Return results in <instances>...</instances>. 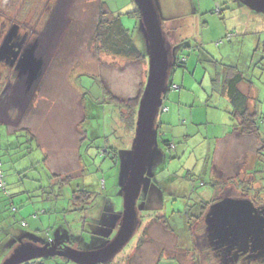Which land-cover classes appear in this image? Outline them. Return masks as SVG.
<instances>
[{
  "label": "rangeland",
  "instance_id": "rangeland-1",
  "mask_svg": "<svg viewBox=\"0 0 264 264\" xmlns=\"http://www.w3.org/2000/svg\"><path fill=\"white\" fill-rule=\"evenodd\" d=\"M101 1L0 0V19L8 23L4 32L0 26V44L15 26L11 22L18 21L13 16L22 15L24 20L16 22L17 29L33 38L27 48L33 47V57L42 62V72L35 76L28 69L11 73L6 68L0 72V157L8 160L4 165L7 177L10 182L16 179L15 164L17 168L36 166L30 179H24L35 187L36 203L20 207V201L28 199L27 193L26 197H16L20 213L2 208L0 203V264L8 247L12 250L16 246L6 233L32 230V226L29 230L22 228L19 219L26 218L32 225L34 211L44 222L37 220L35 234L46 240L66 239L70 233L78 237V248L91 249L103 245L116 233L115 212H121L123 207V161L135 131L122 125L115 98H133L141 93L148 76V56L141 62L98 50L94 34ZM103 1L115 14H121L136 44L146 52L139 18L128 14L135 9L133 0ZM158 3L172 45L176 48L182 40L190 44L182 49L186 67H176L171 75L177 87L164 97L163 105L168 110H161L158 115L162 125L149 171L153 186H165L164 207L157 214L165 212L173 230H165L154 221L155 215L145 216L130 241L117 253L114 264H209L201 250L193 253L194 231L199 246H203L205 223L195 218L203 206L214 195L226 196L228 191L231 196L244 197L239 188L226 183L232 177L247 182L250 193L259 192L264 197V155L262 162L258 161L263 141L255 135L232 131L231 108L219 93L221 76L231 65L237 66L246 78L240 88L250 95L251 106H256L262 117L263 139L264 13L234 0ZM36 37L40 38L35 40ZM26 125L36 132L37 143L41 142L43 147H35L34 143L30 155L27 131L19 130ZM165 139H171L172 144L168 146ZM12 142L20 143L19 148L8 149L7 144ZM7 150V156L23 152L25 156L17 159L18 154L11 160L5 155ZM44 150L51 155L49 163L54 170L63 175L73 174L71 183L62 190L56 182L49 181L48 173L54 170L38 162ZM83 183L91 184L96 193L93 202L86 212L68 210L73 205L64 193ZM9 187L13 188V184ZM148 189L149 184L142 194ZM57 194L59 200L53 201ZM107 200L111 201L112 210L102 220ZM187 204L192 206L188 213L195 216L190 229L184 212ZM55 205L58 207L54 208ZM45 209L51 210L44 213ZM47 227L50 234L46 233ZM144 229L145 241L138 247ZM194 239L197 240L196 235ZM44 260L47 264H76L61 256Z\"/></svg>",
  "mask_w": 264,
  "mask_h": 264
},
{
  "label": "water",
  "instance_id": "water-1",
  "mask_svg": "<svg viewBox=\"0 0 264 264\" xmlns=\"http://www.w3.org/2000/svg\"><path fill=\"white\" fill-rule=\"evenodd\" d=\"M133 1L139 10L140 29L146 40L148 76L139 101L131 147L125 151L123 207L115 217V220H119L115 235L97 248L82 249L68 245L66 239L45 241L42 237L29 233L18 239L16 246L1 264H23L52 256H61L76 264H104L111 261L137 231L140 223L138 200L150 183L149 171L158 145L157 119L164 97L169 91L175 53L163 27L158 0ZM241 2L256 12L264 13V0ZM16 31L17 25L6 34L0 47V55L11 50V41ZM17 64L20 73L26 69L34 76L42 72V62L33 57V47L22 52ZM263 212L264 209L255 207L249 198L227 196L212 204L205 214L208 236L217 246L225 245L228 251L234 249L236 256L249 249H261L264 252Z\"/></svg>",
  "mask_w": 264,
  "mask_h": 264
},
{
  "label": "trees",
  "instance_id": "trees-1",
  "mask_svg": "<svg viewBox=\"0 0 264 264\" xmlns=\"http://www.w3.org/2000/svg\"><path fill=\"white\" fill-rule=\"evenodd\" d=\"M106 4L107 3L104 2L103 0L101 1L100 13H99V17H98L96 27H95L94 40L97 43L96 47L98 48V50H101L102 52L108 55L114 56V57L132 59V60L141 61V62L142 61L144 62V60H147V54H146L147 52H145L144 49H142L136 44L132 31L129 28L125 27V25L123 24L121 14H118V15L115 14L113 11H111L107 7ZM128 14L136 16L137 18L140 19L139 10L136 4H135V9L131 12H128ZM163 27H164V24H163ZM164 30L166 29L164 28ZM168 40H170V38ZM185 46H190V44H188V42L184 40H182L180 44H177L176 46V51H175L176 53L174 52L175 62L172 68L171 75L174 72V69L176 67L177 68L186 67V56L182 53V49H184ZM177 50H178V53H177ZM230 67H231L230 70L226 71L225 73H223V76H221V78L223 77V81L220 86L219 93L222 96H224L226 99H228L231 104V109L229 112L231 114V119L233 122L232 131L235 133L242 134V135H248V136L255 135L263 141L262 143L263 148L258 152V154L260 155L258 161L260 162L262 160V156L264 155V138L262 139L260 137L261 135L260 134V120L262 117L258 113L256 106H253V107L251 106L250 95L243 92L240 88V84L243 81H246V78L244 77L243 72L240 69H238L237 66L231 65ZM171 75L169 78V91L171 87L174 85L171 79ZM142 92H143V89L141 90V93ZM141 93L133 98H127V99H121L119 97L115 98L117 99V102H118L117 105H118L119 112H120L119 118L122 122V125H124L125 128H128V130H131L133 132L135 131L137 113H138V108H139V101L142 95ZM157 125H158V129L160 132L162 123L158 119H157ZM27 126L28 125L21 127L19 128V130L25 129L27 131L26 140H27L28 148H29L28 154L30 155L31 152L33 151V148H32L33 144L34 143L37 144V146L35 145V147H38V146L42 147L41 145L42 143L40 142L41 144L39 143L38 145L37 143L38 138H37L36 132H33L30 129L31 127L29 126L27 127ZM163 141L167 142L168 146L172 144L171 139H165ZM12 143H16V142H12ZM12 143L7 144L8 149L19 148L20 143H16L14 146H12ZM79 150L80 149L78 148V153L80 157L82 158L81 152H79ZM117 150H116V153L118 152ZM8 153L9 151L7 150L5 155ZM18 154L19 153L9 154L8 156L6 155V157L12 160ZM41 155L42 157L38 161L39 164L44 165L46 168L49 166L51 169L52 165H50L49 163V160L52 159L51 155L48 153V151L46 153L45 150H44V154L42 152ZM23 156H25V152L20 153L17 159H20ZM6 162H8L7 159L4 160L0 157V203H1L2 208L9 207L10 211L14 213V212L19 211V207L15 203L17 195H23L26 197L25 193L29 194L28 199L26 201L24 202L20 201L21 203L20 207H23V204L25 205L26 208L31 206V202L33 201V197L35 195L33 193V189H35V187L34 188L31 187V185H29L24 179L25 178L30 179L29 177L32 174L31 172H33L36 166H34V164H31L29 166L20 167L19 165V167L17 168L15 164L14 165L15 170H13V173L16 175V179L10 182L7 177L8 170H6L4 167ZM19 163H22V160L19 161ZM52 169L54 170V168ZM48 174H49L48 178L50 179L49 180L50 183H53V184L57 183L58 185H60V190L64 189L66 184H70L71 179L73 178V174L63 175L61 171L56 170V169L53 172L49 171ZM226 183L228 184L233 183L235 187L239 188L242 191L250 192L251 190V187L248 186L247 182L236 180L234 177L226 180ZM9 184H13V188L9 187ZM17 185H20L21 190H16ZM149 186H150V189H148L144 195L142 194L144 192L143 190L138 200V207H139L138 213H139V218H140L139 226H141V224L143 223L142 219L145 218V216L155 215L153 216L154 221L160 222L165 227V230L172 231L173 229H172L171 222L169 220V216L165 212H163L162 215L157 214V212H160V211L162 212V208L164 207L165 186L162 183L160 184L155 183L153 186L152 178L150 179ZM61 193H63V191H61ZM258 193L259 192L256 193L257 196H259ZM64 194L69 197L70 203L73 205V208L68 209V210H83L85 212L87 208L89 207V204L93 202L95 198L94 196L96 195V193L91 188V184L89 183H83V184L77 185L75 186L74 189H71L69 191L67 190ZM56 196L57 197H55L53 201H55V199L59 200L60 195L57 194ZM8 198H10V202ZM33 203H36V202L33 201ZM110 204H111V201L107 200L106 206H104V211L102 212V220L104 219L105 215L109 216V213L112 210V207ZM33 205H34V208H36L35 204ZM107 206L109 207V212H107ZM57 207L56 205L54 206V208H57ZM190 207L192 208L191 205L187 204L185 206V211H184L185 214L187 215V227L189 229L191 227L190 225H192L191 220H193V218L195 217L193 215H190V213H188L190 212V209H189ZM206 209H207V206L206 205L203 206L202 210H200L198 216L195 218H197L198 220L204 221V213ZM49 210L51 209H45L44 213H49ZM145 210L147 211L144 213ZM119 214L120 212H115L116 216ZM31 216L34 218L33 221L34 220L37 221L40 217L39 213H37L36 211H34L31 214ZM85 216L88 217V214L87 215L85 214ZM81 217L83 218V216ZM19 222H20V226L22 228H27V230H29L30 226H33V224L31 225L30 222L27 221L26 218H20ZM49 228L50 227H47L46 229L48 230L46 232L47 234L48 233L50 234L51 232L49 231ZM36 230H38V228L29 230V231L22 230V231H16V233L11 232V233H6V234L9 240L13 239L15 243L17 244L19 237H23L24 235L31 233V231L36 232ZM146 232L147 230L144 229L143 235L139 239L140 241H139L138 247L141 246L143 242L145 241L144 237H146L145 235ZM67 234H68V237H66L65 242L70 246L78 248V244H75L76 243L75 239H78V237L75 238V236H73L72 234L70 233H67ZM85 247L88 248L87 246ZM86 248H82V249H86ZM9 250L11 251V249H9L8 247V251L5 253L3 258H5L10 253ZM115 257L111 261L104 263V264H114ZM23 264H47V263H46V260H44V258L43 259L40 258V259H34L31 261H28L27 263H23Z\"/></svg>",
  "mask_w": 264,
  "mask_h": 264
},
{
  "label": "flooded vegetation",
  "instance_id": "flooded-vegetation-1",
  "mask_svg": "<svg viewBox=\"0 0 264 264\" xmlns=\"http://www.w3.org/2000/svg\"><path fill=\"white\" fill-rule=\"evenodd\" d=\"M234 1H238L241 3V0H234ZM36 16L38 17V14ZM13 17L15 19H13V18L12 19L15 21L18 20L19 22H21V20H24L22 15L13 16ZM18 21H16V22H18ZM16 22H11V25H17ZM23 22H27V21H23ZM6 25H8L6 19L5 20L0 19V26H2L1 32L5 31ZM1 32H0V34H1ZM165 33L167 34V37L169 39V36H168V33L166 30H165ZM31 38L32 37L30 35H28L27 33H24V32L21 33L20 28L17 29V31L15 32V35L11 41L12 42L11 44L13 45L11 50H8L7 53L0 55V67L2 66L0 69L1 73L5 72L6 68L10 69L11 73L12 72L17 73V71L19 72V69L17 67V65H18L17 63L21 57L23 50H25L29 46V44L33 42L32 41L33 38L32 39ZM38 38H40V37H38ZM38 38L36 37L35 40H37ZM169 43H170V46L172 48H174V50H175L176 48L174 45H172L170 40H169ZM15 45H17V46L14 47ZM0 47H1V44H0ZM11 70H13V71H11ZM14 73L12 75H15ZM231 184L235 187V185L233 183H230V185ZM228 192L226 193V196H221V197L215 196V197H213L208 202L207 211L210 209V206L212 204H214L215 202H217V201H219V200H221L227 196L233 197V198H248L249 197V199H251L253 201L255 207L260 208V209H262V208L264 209V197H260V195L257 196V194H255V192L250 193L249 191H242L241 190L240 195H242L244 197L231 196L228 194ZM263 214H264V212H263ZM204 223H205V221H204ZM118 224H119V220H114L113 226L117 228ZM204 229H205V232L202 235L203 236V239H202L203 246H199L200 245V241H198L199 237L195 231L193 233L194 235H192L193 253H195V255H196V250L197 249L201 250L202 253H205L204 258L207 260V262L209 264H264V252H262L261 249H257L254 251H251L249 249L248 252H246V253L239 252V254L236 256L234 249L231 251H228L227 246H225V245L224 246H217V244L214 243V240L210 239V237L208 236L207 230H206V224L204 226ZM195 235L197 236V240L194 239ZM44 240L48 241L46 239H44Z\"/></svg>",
  "mask_w": 264,
  "mask_h": 264
},
{
  "label": "crops",
  "instance_id": "crops-1",
  "mask_svg": "<svg viewBox=\"0 0 264 264\" xmlns=\"http://www.w3.org/2000/svg\"><path fill=\"white\" fill-rule=\"evenodd\" d=\"M173 74V73H172ZM175 85V84H174ZM177 86V85H176ZM227 100V103H228V105H229V107L231 108V104H230V102H229V100L228 99H226ZM227 133H229V135H231V137H233L234 135V133L231 131V132H227ZM16 190H21V187H20V185H17V188H16ZM216 194V193H215ZM214 197H215V195H214ZM21 198H22V196H21ZM40 219V221H41V223L42 224H44V222H43V219L42 218H39ZM32 224H33V226L31 227L32 228V230L33 229H35V228H37V221L36 220H34L33 222H32ZM50 231V230H49ZM32 232H35V231H32ZM13 249V248H12ZM4 259V258H3ZM3 259H2V261H3ZM2 263V262H1Z\"/></svg>",
  "mask_w": 264,
  "mask_h": 264
},
{
  "label": "clouds",
  "instance_id": "clouds-1",
  "mask_svg": "<svg viewBox=\"0 0 264 264\" xmlns=\"http://www.w3.org/2000/svg\"><path fill=\"white\" fill-rule=\"evenodd\" d=\"M174 52H175V50H174ZM171 87V86H170ZM171 88H173V87H171ZM163 108H167L166 106H164V105H162V108H161V110H163ZM167 110H168V108H167ZM167 110H165V111H167ZM164 111V110H163Z\"/></svg>",
  "mask_w": 264,
  "mask_h": 264
},
{
  "label": "built area",
  "instance_id": "built-area-1",
  "mask_svg": "<svg viewBox=\"0 0 264 264\" xmlns=\"http://www.w3.org/2000/svg\"><path fill=\"white\" fill-rule=\"evenodd\" d=\"M172 87L173 88H176L177 86L176 85H173ZM163 110L165 111V110H167V108H163Z\"/></svg>",
  "mask_w": 264,
  "mask_h": 264
}]
</instances>
